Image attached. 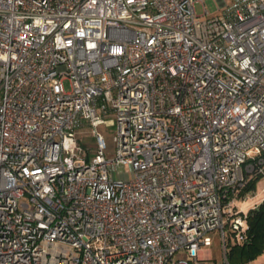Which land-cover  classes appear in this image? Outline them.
Returning a JSON list of instances; mask_svg holds the SVG:
<instances>
[{
  "label": "built area",
  "instance_id": "built-area-1",
  "mask_svg": "<svg viewBox=\"0 0 264 264\" xmlns=\"http://www.w3.org/2000/svg\"><path fill=\"white\" fill-rule=\"evenodd\" d=\"M204 1L0 0V264H230L248 241L264 0Z\"/></svg>",
  "mask_w": 264,
  "mask_h": 264
},
{
  "label": "rangeland",
  "instance_id": "rangeland-1",
  "mask_svg": "<svg viewBox=\"0 0 264 264\" xmlns=\"http://www.w3.org/2000/svg\"><path fill=\"white\" fill-rule=\"evenodd\" d=\"M230 0H227L229 2ZM216 0H205L203 3H196L195 7L198 13L203 11V6L209 10L211 14L215 13L217 7ZM98 129L104 134L106 141L108 143V147L110 150L114 148L113 142V134L115 133L116 126H104L100 125ZM79 138H81L82 142H88L93 144L94 138L91 136L90 128L85 127L81 134H79ZM89 156L93 154L91 150L88 151ZM253 174H249V178H252ZM243 195V194H242ZM239 196L235 198L238 207L244 209L245 211L249 210L253 207V205L259 203L262 199H264V174L259 175L254 181L251 188L244 192L243 196ZM219 242L217 234L213 236V243L210 246L212 250L213 258L219 257ZM253 264H264V252L260 253L253 261Z\"/></svg>",
  "mask_w": 264,
  "mask_h": 264
},
{
  "label": "trees",
  "instance_id": "trees-1",
  "mask_svg": "<svg viewBox=\"0 0 264 264\" xmlns=\"http://www.w3.org/2000/svg\"><path fill=\"white\" fill-rule=\"evenodd\" d=\"M262 175V174H259ZM252 177L241 194L252 187L253 181L259 176ZM249 239L245 243H233L228 252L230 264H253L252 261L264 252V199L248 210Z\"/></svg>",
  "mask_w": 264,
  "mask_h": 264
},
{
  "label": "crops",
  "instance_id": "crops-1",
  "mask_svg": "<svg viewBox=\"0 0 264 264\" xmlns=\"http://www.w3.org/2000/svg\"><path fill=\"white\" fill-rule=\"evenodd\" d=\"M258 204V203H257ZM257 204H255V205H257ZM255 205H253V206H255Z\"/></svg>",
  "mask_w": 264,
  "mask_h": 264
}]
</instances>
